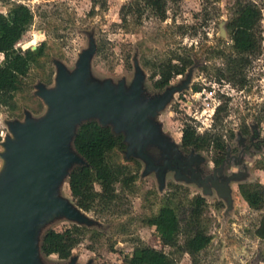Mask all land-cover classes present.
<instances>
[{"label":"rangeland","instance_id":"1","mask_svg":"<svg viewBox=\"0 0 264 264\" xmlns=\"http://www.w3.org/2000/svg\"><path fill=\"white\" fill-rule=\"evenodd\" d=\"M16 1L30 6L33 19L15 46L24 49L42 45V53L31 63L21 87L15 91L13 106H0V152L5 138L11 135L10 123L23 121L27 115L39 118L45 113L47 104L37 94L38 86L54 85L58 63L70 71L79 53L94 47L90 78H109L113 83L124 79L128 85L138 68L143 74L145 95L174 88L154 119L161 136L176 145L171 149L173 153L178 152L182 158L195 155L199 160L194 165L202 174L220 167L218 178L228 186L226 195L221 196L213 187L204 191L187 177L176 178L168 171L161 188L153 171L145 174L142 159L126 155L123 140V147H114L106 157L110 164L122 166L109 200L97 196L89 209L81 208L68 185L69 174L81 163L73 162L67 168L57 193L78 207L88 220L78 222L55 215L43 223L38 232L39 262L69 264L76 257V264H124V257L135 246L148 244L163 249L179 264H264V237L258 231L264 220V204L251 206L241 193L242 185L264 184V148L238 156L250 136L264 131V0H242L256 3L262 12L260 48L248 55L242 85L226 77L218 78L219 71L226 69V54L233 52L226 22L238 0H166L164 18L142 7L141 12H127L126 20L121 18L120 7L139 0H0V11L5 12ZM138 6H142L140 1ZM34 38L35 42L28 44ZM179 57L188 59L183 72L174 74L164 87H156L161 63L169 58L179 63ZM194 85L199 88L194 89ZM223 101L226 105L222 118L214 123L215 107ZM187 122L199 133L211 130L220 134L225 150L219 164L213 161L218 151L212 145L183 148L181 134ZM70 148L76 151L74 145ZM149 149H154L156 155L160 151L155 144ZM235 156L236 160H232ZM230 158L231 163L225 166ZM2 167L0 155V170ZM129 175L133 178L126 184L124 179ZM94 188L102 190L98 182H94ZM197 195L204 202L201 211L194 214ZM164 204L175 209L181 224L174 246L162 244L155 226L146 222ZM72 226L79 230L67 257L42 252L40 242L48 228L64 230ZM197 228H203L211 239L192 255L184 249V239Z\"/></svg>","mask_w":264,"mask_h":264},{"label":"water","instance_id":"2","mask_svg":"<svg viewBox=\"0 0 264 264\" xmlns=\"http://www.w3.org/2000/svg\"><path fill=\"white\" fill-rule=\"evenodd\" d=\"M220 32L225 33L223 22ZM94 51V47L82 50L70 71L58 63L54 85L38 86L37 94L47 104L43 115H27L23 121L9 125L11 135L5 138L0 152V264H41L38 232L49 218L62 215L78 222L88 220L57 193L67 168L73 162H85L70 145L77 124L88 119L122 133L126 155L142 159L145 174L153 171L159 187L164 186L166 173L171 171L174 177H187L204 191L213 187L221 196L228 191L218 178L220 167L202 174L194 165L199 160L195 155L182 158L178 152L173 153L176 145L161 136L154 119L174 88L145 95L143 74L138 68L128 85L124 79L117 83L109 78L92 79L90 57ZM154 144L160 149L157 155L149 149ZM75 260L72 257L69 264H76Z\"/></svg>","mask_w":264,"mask_h":264},{"label":"trees","instance_id":"3","mask_svg":"<svg viewBox=\"0 0 264 264\" xmlns=\"http://www.w3.org/2000/svg\"><path fill=\"white\" fill-rule=\"evenodd\" d=\"M139 1L141 7H139ZM122 4L121 18L126 20L127 12H141L142 7H148L160 18L166 16V0H139ZM137 6H136V5ZM262 12L261 7L251 1L238 0L233 15L227 20L226 26L232 40L233 52L226 54V69L219 71L218 78L226 77L239 85L245 82L243 68L249 62L248 55L260 48L259 25ZM33 19L30 6L24 2H13L8 9L0 11V52L3 58L0 60V106H13V96L28 74L31 63L42 53V45L35 48H17L16 42L28 29ZM36 38L29 41L34 43ZM43 44V43H42ZM179 63L169 58L160 65V73L155 81L158 88L164 87L174 74L183 72L188 62L185 57H179ZM199 86L194 85V89ZM226 102L215 107L214 123L221 120V111L225 109ZM254 142L259 148H264V131L262 135H255ZM181 144L184 149L191 146L201 148L212 145L218 151L213 161L219 164L224 157L225 145L216 131L206 130L197 132L196 128L185 123L182 128ZM73 145L76 151L84 158L80 164L69 174L68 185L76 203L83 209H89L97 196L107 201L113 195L112 185L119 179L122 166L110 164L106 157L114 147H123V135L116 133L109 125H101L96 119L83 121L76 129L73 137ZM133 175L124 179L128 184ZM94 182H98L102 190L94 188ZM241 193L249 205L259 207L264 204V184L254 183L242 185ZM204 198L197 195L194 200V214L201 211ZM146 222L155 226V230L162 244L174 246L177 244L178 234L181 230L180 220L175 209L171 205H162L156 213L146 218ZM79 227H67L64 230L48 228L42 235L40 248L43 253H56L61 257H67L77 241L76 234ZM260 236L264 237V220L258 229ZM211 236L203 228H197L186 235L184 249L194 255L204 248ZM124 264H179L163 249L148 244H140L134 247L131 254L124 257Z\"/></svg>","mask_w":264,"mask_h":264},{"label":"flooded vegetation","instance_id":"4","mask_svg":"<svg viewBox=\"0 0 264 264\" xmlns=\"http://www.w3.org/2000/svg\"><path fill=\"white\" fill-rule=\"evenodd\" d=\"M255 136V135H254ZM254 136H250L249 137V143L247 144V146L245 147H243L240 151H239V155L238 156H241V155H243L245 152L246 153H249L251 150H253V149H258L259 147L255 144V142H254ZM151 152H153L154 154H156V151L154 150V149H152L151 150ZM236 160V156L234 157V158H232V160ZM231 158H230V160L228 159V161L225 163V166H228L231 162Z\"/></svg>","mask_w":264,"mask_h":264}]
</instances>
